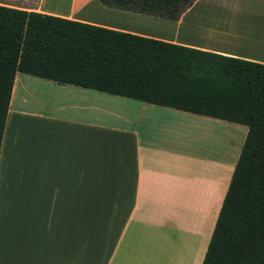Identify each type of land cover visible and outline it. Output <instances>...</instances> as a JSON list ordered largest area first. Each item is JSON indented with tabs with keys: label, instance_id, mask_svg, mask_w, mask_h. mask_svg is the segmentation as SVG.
Instances as JSON below:
<instances>
[{
	"label": "crops",
	"instance_id": "0c3cea01",
	"mask_svg": "<svg viewBox=\"0 0 264 264\" xmlns=\"http://www.w3.org/2000/svg\"><path fill=\"white\" fill-rule=\"evenodd\" d=\"M0 5L264 65V0H195L176 21L97 0ZM233 124L17 73L0 264H201L240 151L219 171L204 138L238 132L241 148Z\"/></svg>",
	"mask_w": 264,
	"mask_h": 264
},
{
	"label": "trees",
	"instance_id": "16d2710c",
	"mask_svg": "<svg viewBox=\"0 0 264 264\" xmlns=\"http://www.w3.org/2000/svg\"><path fill=\"white\" fill-rule=\"evenodd\" d=\"M176 21L195 0H97ZM17 73L246 128L201 264H264V65L0 5V146Z\"/></svg>",
	"mask_w": 264,
	"mask_h": 264
},
{
	"label": "rangeland",
	"instance_id": "374dc122",
	"mask_svg": "<svg viewBox=\"0 0 264 264\" xmlns=\"http://www.w3.org/2000/svg\"><path fill=\"white\" fill-rule=\"evenodd\" d=\"M39 0H0V3H6L12 6H34L37 4ZM235 126H239L245 130V127L237 124H233ZM215 138H212L213 134L211 132V135H208V137L204 138V157L210 162L214 163L215 166L217 165L219 168L222 166L221 164H224V161L229 157V160H232L236 157L237 151H239L240 146H238V132H234V134H228L226 131L221 129H215L212 130ZM216 132V133H215ZM233 132V131H231ZM236 133V134H235ZM245 135V134H244ZM210 138V139H209ZM229 142H234L233 145ZM233 147V148H232ZM232 148V149H231ZM230 163V162H228ZM227 163V164H228ZM230 166L228 165L227 168ZM219 171H223L226 173V170H222L220 168ZM213 209L211 208L210 211ZM209 223V221H208ZM210 225V224H209Z\"/></svg>",
	"mask_w": 264,
	"mask_h": 264
}]
</instances>
